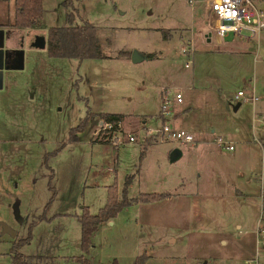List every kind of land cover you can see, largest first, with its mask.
<instances>
[{
  "label": "rangeland",
  "instance_id": "obj_1",
  "mask_svg": "<svg viewBox=\"0 0 264 264\" xmlns=\"http://www.w3.org/2000/svg\"><path fill=\"white\" fill-rule=\"evenodd\" d=\"M253 2L264 7V0ZM14 4V0H0V25L13 22ZM73 4L74 24L88 20L96 25L100 57L50 56L46 48L31 47L25 31L15 41L24 50V66L3 71L0 264H13V238L29 232V240L20 249L51 255L53 264H126L145 252L155 258L147 264H201L204 260L206 264H245L255 253L258 263L264 264V247L252 240L256 228L251 208L244 213L245 223L237 227L235 213H225L222 198H217L231 186L232 161L230 151L216 142L223 133L215 125L246 118L250 109L246 101H239L234 112L238 89L248 95L253 84L254 94L264 93V31L249 39L230 32L221 41H208L203 2L74 0ZM42 6V30L35 33L67 24L68 10L61 0H43ZM188 46L191 62L185 67L188 56L181 48ZM135 47L153 56L133 61L125 52ZM163 88L170 96L182 90V101L172 102L165 121L196 133L193 143L158 142L145 132L146 127H159L163 121ZM99 112L124 115L119 136L126 142L114 144L111 138L118 130H105ZM81 122L75 138H70V129ZM212 127L215 132L208 138ZM128 134H134L135 141H127ZM143 134L144 139L151 137L150 143L142 139ZM175 146L182 155L170 161L169 152ZM128 176H132L127 186L130 198L185 186L202 193L208 208L204 214L197 213L196 199L187 195L176 196L174 203L127 204L99 225L86 259L78 261L73 256L82 253L77 218L82 205L97 212L106 203L108 187L115 184L120 197ZM198 217L210 221L209 225L198 227ZM1 221L16 233L3 231ZM244 229L248 237L238 262L220 261V256L233 255L232 240ZM221 233L230 241L228 245L218 241ZM202 255L212 256L201 259ZM169 256L177 261L168 260Z\"/></svg>",
  "mask_w": 264,
  "mask_h": 264
},
{
  "label": "crops",
  "instance_id": "obj_2",
  "mask_svg": "<svg viewBox=\"0 0 264 264\" xmlns=\"http://www.w3.org/2000/svg\"><path fill=\"white\" fill-rule=\"evenodd\" d=\"M39 23L37 25L24 27V28L13 26V22L9 23L8 25L7 24L0 25V40L2 35H5L3 47H16V45H18V43H15L16 39L20 38L19 36L22 37L25 31L30 35L31 41L36 34H44L46 37V32L35 33V30H42L41 27H39ZM7 33L11 34V36L7 37ZM14 36H16L15 39ZM216 41H221V40L216 39ZM43 48H46V46ZM253 88L254 87L252 84L250 87V94L252 93L253 95H255L256 99L246 100V103H248L250 106L249 112L246 114V118H244L242 121L239 122L229 121L228 124H224L218 121L217 123H219V125L217 123L215 125L218 127L219 131L224 134V135L220 134L217 136L226 135L228 137V139L226 138L228 142L233 145L232 149L225 147L231 153L232 171L229 174V178H228L231 186L229 187L228 190H226V193L224 194L222 193L221 195H218L217 198H222L221 202H223V209L225 213L227 214L230 212L235 213L233 219L237 227H240L242 223H245L246 220L244 213L247 209L251 208V210L249 211L251 213L250 218L252 219L251 221L253 222L252 225H254L255 226L254 228H256L260 221L263 222V224L261 225L264 226V132L260 128L262 126L260 122V118L264 116V93L254 94ZM161 94H162V90H161ZM236 104L238 105L236 106ZM236 104L234 105L235 113L236 111L239 110L241 103L238 101L236 102ZM214 132H215V127H212L209 130V134H207L208 135L207 137L209 138L211 136L210 133H214ZM204 139H206L205 135L203 137V140ZM164 191L167 192L166 196H164L161 199L150 201L147 203H153V202H160V203L164 202L165 204H167V202L174 203L176 200L175 198L176 196L187 195L189 198L193 197V199H196L195 204L197 207V213L204 214L205 209L208 208L204 205L203 194L199 193L198 191L195 192L190 191L188 189H185V186L181 188H175L174 190H164ZM228 203H230L231 206H229ZM197 222H198L197 226L201 228H206V226H208L210 223V221L209 223L205 222L203 220V217L201 218L198 217ZM225 224L226 226L229 225L227 221H225ZM253 235H252V240L254 237V243H255L256 237L255 235L254 236ZM247 237H248L247 229H244L243 231L239 232L237 236H235V238L232 240V244L234 245L235 252L233 253L232 256H230L231 258L226 256H220L218 259L223 262L226 261L238 262L237 261L238 257L242 255L240 253L241 245L242 243H244L243 241H245ZM170 240L172 241L175 239L174 237H172ZM218 241L224 245H228L230 243V241L224 235H222V233L219 235ZM145 253L148 254V258L146 259L144 264H147V262H150L151 260L155 259L154 256H152L153 253H149V252H145ZM208 256L210 257L212 255H206V256L202 255L200 258L201 259L207 258ZM166 258H169L168 260H170V258L173 259L174 257L169 256ZM195 258L197 259V257ZM215 259L216 258H214V260ZM170 261H177V260H170ZM211 264H215V263L212 262ZM227 264H235V263H227Z\"/></svg>",
  "mask_w": 264,
  "mask_h": 264
},
{
  "label": "trees",
  "instance_id": "obj_3",
  "mask_svg": "<svg viewBox=\"0 0 264 264\" xmlns=\"http://www.w3.org/2000/svg\"><path fill=\"white\" fill-rule=\"evenodd\" d=\"M74 0H61V3L67 8L66 25L50 26L46 32V50L50 56L57 57H74L84 59L90 57H100L102 50L100 40L97 35V27L88 20H84L80 24H74L75 6ZM15 11L13 26L24 28L37 25L43 13L42 0H14ZM122 53V52H121ZM126 54H131V51H126ZM146 57H152V52H142ZM99 116L103 121L113 123L111 129L116 128V122L122 120L124 115L119 112H99ZM84 122L70 129V138H75V132L81 129ZM74 134V136H73ZM149 139V140H148ZM150 138H145L146 143H150ZM146 147V145H144ZM144 150L141 151V154ZM132 176L126 177L122 188V194L117 197L116 186L111 184L108 187V195L106 203L92 213L88 207L82 205L81 212L77 214L80 224V246L82 253L74 255L78 261L86 259L90 246L92 245V236L97 231L99 225L111 219L125 205L132 202H150L163 198L167 195L165 191L141 192L137 197L127 196V186L131 181ZM43 214V213H42ZM42 214L38 215L40 217ZM31 227V225H30ZM30 232L24 236L18 235L13 238L11 245V256L13 264H53V256L47 254H28L20 248L29 240ZM148 254L141 253L136 255L135 259L126 264H144ZM111 264H119L113 261Z\"/></svg>",
  "mask_w": 264,
  "mask_h": 264
},
{
  "label": "built area",
  "instance_id": "obj_4",
  "mask_svg": "<svg viewBox=\"0 0 264 264\" xmlns=\"http://www.w3.org/2000/svg\"><path fill=\"white\" fill-rule=\"evenodd\" d=\"M189 4L193 5L197 2H203L207 7V18L205 20L204 36L210 41L212 39L222 40L224 36L232 32L239 38L249 39L264 31V7L257 5L253 0H187ZM244 30L248 34H243ZM182 51L188 57L184 61V66L188 67L191 62L192 48L182 47ZM163 93L160 105V116L163 118L159 127H146L145 132L151 136H154L153 140L158 142L175 141L177 143H191L196 139V133L187 129L176 127L165 121L166 116L173 110L174 101H182V90L175 91L173 96H170L166 92V88H163ZM235 99L238 101L254 100L256 96L251 94L245 95L241 89H238L235 93ZM167 120V119H166ZM262 126L260 127L264 132V116L260 118ZM101 125L105 130L118 132L113 135L111 140L114 144H121L126 142L121 139L119 134L121 131L122 121L116 122V128L111 129L114 125L110 121L101 120ZM106 134V133H105ZM144 135L142 139L144 140ZM127 141H135L136 136L134 134L127 135ZM258 140V139H256ZM216 142L219 145H223L226 148L232 149L233 145L224 139L222 136H217ZM256 243L264 245V226L258 225L255 229ZM245 264H259L257 254L254 257L248 258Z\"/></svg>",
  "mask_w": 264,
  "mask_h": 264
},
{
  "label": "water",
  "instance_id": "obj_5",
  "mask_svg": "<svg viewBox=\"0 0 264 264\" xmlns=\"http://www.w3.org/2000/svg\"><path fill=\"white\" fill-rule=\"evenodd\" d=\"M5 40V35H2L0 40V88L3 86V71L6 68H22L24 66V50L21 46L19 47H3V43ZM31 46L34 47H45L46 46V37L44 34H36L32 41L30 42ZM17 53L13 56V53ZM131 58L133 61H138L146 57L141 51L136 48L131 49ZM9 62L5 64L4 62ZM238 104H236L237 106ZM182 154V150L180 147L175 146L169 152L170 161H174L178 159ZM14 212L16 217H19L18 207L14 205ZM3 231L10 232L12 235L16 233V231L7 223L1 221ZM201 264H206L204 260Z\"/></svg>",
  "mask_w": 264,
  "mask_h": 264
},
{
  "label": "flooded vegetation",
  "instance_id": "obj_6",
  "mask_svg": "<svg viewBox=\"0 0 264 264\" xmlns=\"http://www.w3.org/2000/svg\"><path fill=\"white\" fill-rule=\"evenodd\" d=\"M9 36H11V34L7 33V37H9ZM19 46H21V45H20V42L18 43V45H16V47H19ZM16 54H17V53L15 52V53H13L12 55L15 56ZM4 63L9 65V62H7V61L4 62Z\"/></svg>",
  "mask_w": 264,
  "mask_h": 264
}]
</instances>
